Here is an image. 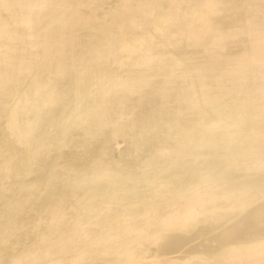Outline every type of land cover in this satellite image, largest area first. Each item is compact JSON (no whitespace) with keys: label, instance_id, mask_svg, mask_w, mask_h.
<instances>
[{"label":"rangeland","instance_id":"rangeland-1","mask_svg":"<svg viewBox=\"0 0 264 264\" xmlns=\"http://www.w3.org/2000/svg\"><path fill=\"white\" fill-rule=\"evenodd\" d=\"M0 264H264V0H0Z\"/></svg>","mask_w":264,"mask_h":264}]
</instances>
